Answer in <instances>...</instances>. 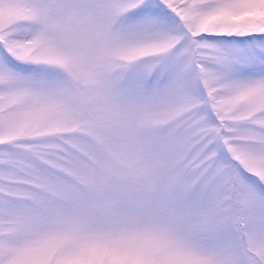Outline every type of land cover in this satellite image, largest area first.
<instances>
[{
	"label": "snow or ice",
	"instance_id": "6c2138e0",
	"mask_svg": "<svg viewBox=\"0 0 264 264\" xmlns=\"http://www.w3.org/2000/svg\"><path fill=\"white\" fill-rule=\"evenodd\" d=\"M0 264H264V0H0Z\"/></svg>",
	"mask_w": 264,
	"mask_h": 264
}]
</instances>
